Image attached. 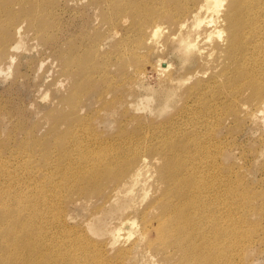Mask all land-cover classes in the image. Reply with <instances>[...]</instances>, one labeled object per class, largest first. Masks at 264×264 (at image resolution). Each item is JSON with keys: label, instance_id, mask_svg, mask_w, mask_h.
Segmentation results:
<instances>
[{"label": "bare ground", "instance_id": "1", "mask_svg": "<svg viewBox=\"0 0 264 264\" xmlns=\"http://www.w3.org/2000/svg\"><path fill=\"white\" fill-rule=\"evenodd\" d=\"M161 2V11L153 15L157 22L146 26L144 35L149 32L153 38L159 32H167L169 25L175 26L176 30L171 28L178 30L176 34L187 52L197 46V52L209 64V77L229 86L225 92L231 97L226 110L230 115H235L238 108L250 116L263 111L264 0ZM41 7L38 0H0V54L10 62L15 57L12 50L19 48V42L11 41L12 35L33 30L35 38L41 35L40 39H45L49 26L38 18L42 17ZM25 24L31 30L28 25L25 29ZM95 51L83 56L79 52L76 59L67 58L66 68L60 70L64 79L53 85L69 84L59 102L45 115L49 123L47 135L38 140L27 138L35 141L32 145L39 142V148L32 146L23 152L28 158L32 151L41 156L40 173L28 171L20 176L10 169L9 160L0 158V174L5 183L0 185V264H133L139 247L152 261L159 258L160 264H245L243 255L248 244L264 240L248 241L235 232L246 233L245 223L235 216L238 202L253 203L238 186L219 189L218 195L230 191V196L224 210L216 214L215 130L216 117L222 118L216 97L221 98L224 93L206 97L211 92L209 70L192 76L197 78L185 88L184 108L172 124L170 120L168 125L152 122V126H141V116H137L139 126L134 124L135 128L127 129L125 122V127L119 125L117 135L109 137L95 125L90 110L84 112L86 104L81 102L86 98L84 93L104 83L105 87L97 89L98 94L95 90V112L113 111L123 103L120 83L112 81L116 67L115 73L109 71L116 61L106 59L107 52L104 55ZM117 53L121 52L116 51V56ZM93 54L97 57L92 60ZM124 56L121 58L129 55ZM102 58L105 62L100 63ZM120 59L117 61L122 63ZM215 59L220 62V70L216 65L211 67ZM156 67L173 78L172 65L166 59H161ZM244 91L249 93L244 95ZM62 128L67 131L65 134ZM26 164L24 161L23 166ZM20 183L23 187H12ZM141 190L145 202L137 200ZM74 193L89 196H82V200L95 204L91 220L112 212L116 214L114 223L100 227L87 220L85 227L71 226L63 201H71ZM226 248L228 252H222Z\"/></svg>", "mask_w": 264, "mask_h": 264}, {"label": "rangeland", "instance_id": "2", "mask_svg": "<svg viewBox=\"0 0 264 264\" xmlns=\"http://www.w3.org/2000/svg\"><path fill=\"white\" fill-rule=\"evenodd\" d=\"M10 1L18 0H7V3ZM38 1L42 4L40 14L43 17L38 18L44 22L46 21L45 23L49 26L47 35L44 36L45 39H40L41 37L39 36L41 35L38 36L39 38H35L33 30L28 24H25V29L28 25L30 32L14 34L11 37V41L19 42V48L15 47L16 49L12 50L15 54L13 63L6 56L0 54V65L3 66V71L0 72V158H3L6 162L9 160L10 169L16 170V173L20 176H25L28 171H31L32 174H38V169L43 166L40 155H34V151L31 150L32 158H28L27 152H23L32 146L39 148V142L32 145L35 141L27 138H37L38 140L43 134L47 135L46 130L49 127V123H47L45 115L55 106V103L59 102L60 96L64 95L69 84L65 82L67 86L64 85L63 87L61 84L56 86L53 83L64 79L62 71L66 68L67 60L73 56L76 59V55L79 52L82 56L87 55V53L90 54L94 50L99 54L104 52V55L107 52L104 57L108 60L113 58L112 61H116V66L112 65V69L109 68V71L111 70L112 73H115L114 70H116V73L119 71L120 74H123L122 77L119 73H115L112 78L113 82L115 79L116 82L120 83L119 91L124 97L123 103L119 105L118 109L107 112H95L98 103L94 102V100H96L98 90L106 86L104 83H98L99 85L97 84L94 90L84 93L86 98H82V101L80 100L86 104L84 112L90 110V113H87L92 115L90 117L95 122V125L99 126L98 128L104 132L105 136L117 135L120 129L119 125L125 124V122L127 129H133L135 125L136 127L139 125L152 126V122L153 124H158L159 122L168 125L171 120L170 124H172V121L179 117L180 112L184 108L186 99L185 88L197 78L192 76L197 71H208L210 69L208 67L209 64L197 52V46L194 48V53L186 51L187 49L180 42V36L176 34L178 30L174 31L171 28L174 27L175 29V26L168 24L170 28L167 29V32H159L156 36L153 35L154 41L149 32H145L146 34L144 35L143 30L146 29V26L149 27L157 22V17L154 16L156 17L154 18L153 15L161 11L159 9L163 5L161 0ZM137 9L140 10L138 11ZM18 13L22 12L19 10ZM145 15L147 16L144 18ZM141 17L143 19L139 20ZM136 18L137 20H135ZM140 21L143 22L141 23ZM158 22L161 21L158 20ZM165 24L167 26V23ZM140 26L143 27L141 30ZM215 40L218 42V37ZM116 51L121 53H117L116 56ZM133 52L136 56L132 55ZM118 54L122 58L125 54V56L129 55L127 57L131 58V61L125 56V59L120 57L121 61L118 58ZM94 56L97 57V55L93 54L92 60L95 58ZM2 57L5 59L3 60ZM102 59H99L100 63L105 62V58ZM119 59L122 63L118 62ZM161 59L164 61L166 59L172 65L171 77L173 78L170 79L169 73L164 75L165 73L163 74L156 67V64ZM214 61L211 67L216 65L220 70V62H218V59L215 63ZM62 62L66 63L63 64ZM118 63L121 66L118 67ZM8 64H10V68H8ZM124 65L125 67H122ZM128 67L129 69H126ZM117 68L121 70H117ZM60 70L62 71L60 72ZM136 70L140 72L137 73ZM209 75L210 70L207 78H210ZM120 79H122V82ZM132 79L135 80L132 81ZM222 83V81L217 82L211 79V92L206 95V97L211 98L220 92L224 93L221 98L216 97V102L219 103V108L221 107L218 112H222V118L216 117L215 130L216 174H218V177H216V214L224 210L226 201L230 196V191L218 195L219 189L225 186H238L242 189L244 197L247 194L253 199V203L250 201H237L238 205L234 209L235 216L239 221L245 223L243 228L246 233L235 232L241 237H247L248 241L254 239L264 240V110L257 112L256 116H250V114L237 106L236 114L230 115L226 110L227 107H230L227 102L231 97L225 92L229 86H223ZM101 86L102 88H100ZM243 93L245 95L249 92L244 91ZM240 99L243 100V97H240ZM93 108L94 110H92ZM100 116L103 117L102 120ZM130 116L132 119L129 118ZM137 116H141L139 125V121L136 120ZM125 119L127 121L129 119L132 122L128 121L129 124L127 125ZM124 124L122 126L125 127ZM62 129L64 130V128ZM64 131L63 134L67 132L66 130ZM47 138H50V136ZM26 139L29 143L26 142ZM23 143L25 144L23 145ZM24 161H27L26 167L23 166ZM0 178L1 185V182L4 183V178L1 174ZM30 181L32 183L34 180ZM7 186L9 187L10 185ZM12 187H23V184L20 183ZM142 192L141 190L137 196L139 202H145ZM82 196L84 195L74 193L71 196V201H66L64 199L65 196L63 198V203L66 202L64 203V209L67 217L69 215L68 222L71 226L84 225L85 227L88 221H93V225H99L100 227L107 225L109 227L114 223L116 214L112 212L104 213L95 221L91 220L92 213L96 209L95 204L83 201ZM84 197L87 198L89 196ZM13 203L15 205L16 201L13 200ZM250 224L253 225L251 226ZM129 241L126 243L129 244ZM249 246H251V243L245 249L243 263L264 264V243L255 240L252 246ZM135 252L136 254L132 258L133 264H160L157 260L159 258L155 257L152 261L151 257L149 258L147 253L143 252L140 247ZM222 252H228V248L222 250ZM239 264L241 263L239 262Z\"/></svg>", "mask_w": 264, "mask_h": 264}]
</instances>
